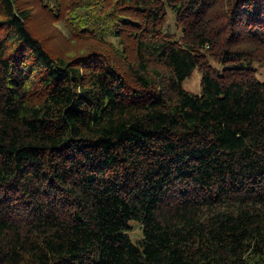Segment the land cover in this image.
Masks as SVG:
<instances>
[{"label": "trees", "instance_id": "obj_1", "mask_svg": "<svg viewBox=\"0 0 264 264\" xmlns=\"http://www.w3.org/2000/svg\"><path fill=\"white\" fill-rule=\"evenodd\" d=\"M255 62L264 0H0V264H264Z\"/></svg>", "mask_w": 264, "mask_h": 264}, {"label": "rangeland", "instance_id": "obj_2", "mask_svg": "<svg viewBox=\"0 0 264 264\" xmlns=\"http://www.w3.org/2000/svg\"><path fill=\"white\" fill-rule=\"evenodd\" d=\"M175 14L174 12L169 9L168 10V15L165 21V28L169 30L170 32L176 34L179 36L180 32L176 28L177 26L175 25ZM214 66H216L219 69H222L224 66L215 62H211ZM253 67L257 70V77L260 80H264V65L259 64L255 62L253 64ZM183 86L185 89L195 93V94H201L202 88H201V74L198 70L194 71L193 75L190 78H187ZM133 226V230L131 231L130 235L133 240H137L141 238L142 236V227L135 221H131L130 223Z\"/></svg>", "mask_w": 264, "mask_h": 264}]
</instances>
